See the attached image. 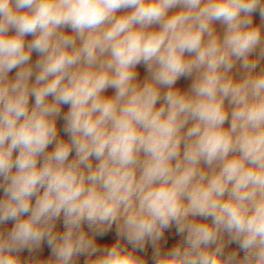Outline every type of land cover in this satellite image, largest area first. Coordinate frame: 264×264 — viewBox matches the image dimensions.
<instances>
[{
    "label": "clouds",
    "instance_id": "9594fccd",
    "mask_svg": "<svg viewBox=\"0 0 264 264\" xmlns=\"http://www.w3.org/2000/svg\"><path fill=\"white\" fill-rule=\"evenodd\" d=\"M81 259L264 264V0H0V264Z\"/></svg>",
    "mask_w": 264,
    "mask_h": 264
},
{
    "label": "crops",
    "instance_id": "0c3cea01",
    "mask_svg": "<svg viewBox=\"0 0 264 264\" xmlns=\"http://www.w3.org/2000/svg\"><path fill=\"white\" fill-rule=\"evenodd\" d=\"M33 59H35V56L33 57ZM140 72H141V76H142V75H143V69H142V68L140 69ZM13 74H14V73H13ZM180 84H181V86H186V82H184V81H181ZM108 94H109V95L111 94V90H109ZM166 235H171V234L166 233ZM114 238H115L114 230H113V232L110 233L107 237H105V239H107V240H112V239H114ZM177 239H178L177 237H175L174 235H171V239H169V245H171L172 243H174L175 240H177ZM44 254H45V255L48 254L46 248H45ZM150 254H151V249L149 248V249H148V255L150 256ZM81 264H82V259H81Z\"/></svg>",
    "mask_w": 264,
    "mask_h": 264
},
{
    "label": "rangeland",
    "instance_id": "374dc122",
    "mask_svg": "<svg viewBox=\"0 0 264 264\" xmlns=\"http://www.w3.org/2000/svg\"><path fill=\"white\" fill-rule=\"evenodd\" d=\"M66 110V109H65Z\"/></svg>",
    "mask_w": 264,
    "mask_h": 264
}]
</instances>
